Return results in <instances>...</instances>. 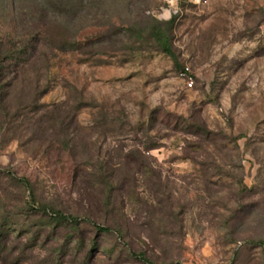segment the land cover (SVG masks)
I'll return each mask as SVG.
<instances>
[{
  "label": "rangeland",
  "instance_id": "1",
  "mask_svg": "<svg viewBox=\"0 0 264 264\" xmlns=\"http://www.w3.org/2000/svg\"><path fill=\"white\" fill-rule=\"evenodd\" d=\"M8 53L0 264H264V0H0Z\"/></svg>",
  "mask_w": 264,
  "mask_h": 264
},
{
  "label": "trees",
  "instance_id": "2",
  "mask_svg": "<svg viewBox=\"0 0 264 264\" xmlns=\"http://www.w3.org/2000/svg\"><path fill=\"white\" fill-rule=\"evenodd\" d=\"M161 47H162V51L164 53H170L169 45L165 41L162 42ZM11 58H13V54H10V53H8L6 56L0 57V111L5 110V108L2 106V102L4 101V98H3L4 88L8 87L11 82H15L17 80V76H16V77H13L12 79H10L11 81L10 80L7 81L6 80L7 76L3 72L4 60H8V59L11 60ZM11 85H12V83H11ZM35 87H37V86H35ZM9 177L11 178L12 181L18 183L21 187L25 188L26 191H29L31 189V184L26 178H18L16 176H14L13 174H9ZM32 199H33V196H32ZM31 206H32V209H35L36 211H38L40 213L49 215L55 221L67 222V223H70L73 225L79 224V220L77 218L67 216V215H65L59 211H52L45 206L34 207L33 203H31ZM91 224L93 226H95L101 232L116 233V234H118V236L120 235V233H117L116 231H114L111 228H105V227L96 225L95 223H91ZM132 256L134 259L139 260L145 264H152L145 257H143V255H136L133 253ZM175 264H177V263H175Z\"/></svg>",
  "mask_w": 264,
  "mask_h": 264
},
{
  "label": "built area",
  "instance_id": "3",
  "mask_svg": "<svg viewBox=\"0 0 264 264\" xmlns=\"http://www.w3.org/2000/svg\"><path fill=\"white\" fill-rule=\"evenodd\" d=\"M184 2L188 3V4H192V5H199L201 4L204 0H183ZM169 11L168 13L170 14L171 12L173 14L176 13V8H175V5L173 4V2H170L169 3ZM189 87H191V83H189Z\"/></svg>",
  "mask_w": 264,
  "mask_h": 264
},
{
  "label": "bare ground",
  "instance_id": "4",
  "mask_svg": "<svg viewBox=\"0 0 264 264\" xmlns=\"http://www.w3.org/2000/svg\"><path fill=\"white\" fill-rule=\"evenodd\" d=\"M168 13V12H167Z\"/></svg>",
  "mask_w": 264,
  "mask_h": 264
}]
</instances>
